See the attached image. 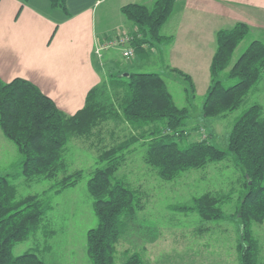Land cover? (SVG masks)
<instances>
[{"label": "trees", "instance_id": "1", "mask_svg": "<svg viewBox=\"0 0 264 264\" xmlns=\"http://www.w3.org/2000/svg\"><path fill=\"white\" fill-rule=\"evenodd\" d=\"M50 2L68 9L67 0ZM175 3L176 0H154L151 5L129 2L121 7L137 25L131 44L138 52L145 49V43L150 47L169 39L161 28ZM250 32L251 26L245 21L218 29L210 63L211 82L202 104L205 116L227 115L239 108L263 79L264 39L260 36L250 38L231 63L236 47ZM172 68L187 80L185 89L195 93L190 74ZM222 74L235 80L225 84ZM112 95L132 130L99 151L101 164L92 170L87 181L97 216V223L87 230L90 264H117V242L130 217L141 206L138 188L116 173L127 152L139 141L147 146L146 162L167 180L183 170L231 155L242 168L246 189L236 211L241 224L240 264H264V260H258L259 244L252 226L253 222L264 220V106L252 101L236 114L227 148L212 142L211 133L185 142L188 131L183 126L189 108L176 103L158 71H127L107 81L102 78L88 90L84 105L74 113L59 108L52 97L28 78L16 76L7 81L0 77V128L23 155L21 173L28 182L53 179L42 192L18 197L13 174H0V264H47L44 253L51 242L45 240L43 246L36 245L19 254L13 252V246L39 231L45 238L54 234V229L47 226V213L53 208L48 193L57 194L76 185L83 175L81 168L69 170L67 143L74 136H92L113 114L119 113ZM228 197L205 191L194 196L191 204H175L174 208L195 210L204 219L219 218L223 216L221 203ZM120 264H143V259L134 251Z\"/></svg>", "mask_w": 264, "mask_h": 264}, {"label": "rangeland", "instance_id": "2", "mask_svg": "<svg viewBox=\"0 0 264 264\" xmlns=\"http://www.w3.org/2000/svg\"><path fill=\"white\" fill-rule=\"evenodd\" d=\"M176 4L177 0L175 7ZM260 37L264 39V34ZM249 38L250 34H247L241 40L231 63L246 47ZM109 56L113 59L110 60ZM99 62L101 76L106 81L127 71L160 72L176 103L189 108L183 126L188 131L187 138L183 140L185 142L211 133L212 142L227 148L234 117L252 101L259 100L250 91L239 108L227 115L209 117L202 112L206 90L199 88L195 94L189 88L186 90L187 80L172 65L163 64L158 55L149 59H140L137 53L127 56L120 43L105 48L104 57H100ZM222 78L225 84L235 80L225 74H222ZM190 94L194 95L192 99ZM112 98L115 110L119 113L113 114L92 136H74L67 143L65 156L69 170L81 168L83 175L76 185L57 194L48 193L53 208L47 213V226L54 229V234L47 238L42 235V231L31 234L27 239L14 244L15 254L33 249L36 245L43 246L46 240L52 246V250L44 253L47 264L91 263L87 254V230L97 223V216L87 181L92 170L101 164L99 151L128 136L132 130L118 108L114 95ZM146 149V144L140 141L135 143L116 172L138 188L141 198V206L130 217L128 227L117 242L116 263L120 264L136 251L142 257L143 264H240L238 244L241 241V224L236 211L246 189L243 186L242 168L234 158L228 155L222 160L210 161L205 166L183 170L175 178L167 180L146 162ZM22 158L17 145L0 128V174H13L17 196L42 192L48 188L53 179L26 180L21 173ZM205 191L229 195L221 203L223 216L204 219L195 210L174 208L175 204H191L194 196ZM252 226L259 244L258 260L262 261L264 220L253 222Z\"/></svg>", "mask_w": 264, "mask_h": 264}, {"label": "crops", "instance_id": "3", "mask_svg": "<svg viewBox=\"0 0 264 264\" xmlns=\"http://www.w3.org/2000/svg\"><path fill=\"white\" fill-rule=\"evenodd\" d=\"M153 1L67 0L66 11L50 0H0V77L28 78L59 108L74 113L84 105L88 90L102 79L99 60L105 48L120 42L105 46L100 55L95 48L126 32L130 38L122 42L123 53L131 47L140 59L158 55L166 66L190 74L196 91L207 92L218 29L245 21L251 26V38L264 34V0H177L161 28L169 39L150 47L145 43L138 52L131 44L137 25L121 7ZM251 92L264 106V77Z\"/></svg>", "mask_w": 264, "mask_h": 264}, {"label": "built area", "instance_id": "4", "mask_svg": "<svg viewBox=\"0 0 264 264\" xmlns=\"http://www.w3.org/2000/svg\"><path fill=\"white\" fill-rule=\"evenodd\" d=\"M129 38H130V37H129V34H128V33H126V32H122V33L119 34L117 37H115V38L109 40L108 42H106V43H104V44H102V45H97V47L95 48V51H96V53H97L98 55H100L102 49H103L105 46H108V45H110V44H115V43H117V42L122 43V42H124V41H126V40H129ZM132 53H133V49H132L131 47H126V48L124 49V54H125V55L129 56V55H131Z\"/></svg>", "mask_w": 264, "mask_h": 264}]
</instances>
